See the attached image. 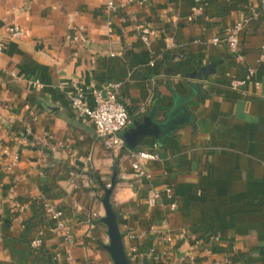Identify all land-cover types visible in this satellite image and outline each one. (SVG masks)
Listing matches in <instances>:
<instances>
[{
    "label": "crops",
    "instance_id": "crops-1",
    "mask_svg": "<svg viewBox=\"0 0 264 264\" xmlns=\"http://www.w3.org/2000/svg\"><path fill=\"white\" fill-rule=\"evenodd\" d=\"M108 1L0 0V264H113L101 219L116 177L111 201L132 264H156L149 251L162 264H186L190 253L196 264H264V62L256 64L264 14L253 17L263 0H205L193 20L192 0H113L114 9ZM245 17L241 61L211 39ZM141 22L154 32L150 47ZM71 23L86 25L87 44L67 39ZM11 24L27 35L13 37ZM248 65L257 67L259 87L231 89ZM33 79L44 87L31 88ZM111 81L122 83L129 127L149 115L158 126L159 136L139 144L159 154L143 162L151 175L144 184L131 150L107 149L71 106L74 84ZM85 100L93 104L91 93ZM150 183L172 187L179 208L166 215L149 206ZM49 205L63 212L71 242L51 231Z\"/></svg>",
    "mask_w": 264,
    "mask_h": 264
},
{
    "label": "built area",
    "instance_id": "built-area-1",
    "mask_svg": "<svg viewBox=\"0 0 264 264\" xmlns=\"http://www.w3.org/2000/svg\"><path fill=\"white\" fill-rule=\"evenodd\" d=\"M141 3H146L148 0H139ZM108 7L110 9L115 8L113 0L108 1ZM205 0H192L191 11L188 15V20H193L197 16L201 15L204 11ZM253 17H260L264 14V0L258 8H253ZM251 18L245 17L237 20L232 26L228 27L223 36H216L211 39L214 44L224 43L228 51L238 57L241 61H244L245 57L241 51V37L243 30L250 23ZM70 32L67 35V39L74 43L85 45L89 41L88 31L86 25L83 23H71L69 25ZM7 30L15 38H22L27 33L21 29L17 24H11L7 26ZM138 34L142 42L150 47L153 38V30L147 22H141L137 24ZM2 43L0 42V54L2 52ZM261 52L256 59L257 66L264 62V41L261 46ZM257 67L248 65L246 67V73L243 78H231L229 87L233 90H240L248 84H255L259 87L260 82L256 78ZM229 76L230 74L227 73ZM27 84L31 88H43L44 84L38 80H27ZM122 83L120 81H111L103 86H79L74 84V90L70 93V102L72 108L77 114L94 125L97 138L102 144L116 155L120 154L125 148L124 141L120 133L126 130L132 122V115L127 108L125 101L123 100L120 89ZM91 93L93 97V104L88 103L85 100V95ZM28 131L29 128H26ZM159 158V154L155 151L138 150L130 151L131 166L135 170V180L137 184H144L145 181H149L151 175L145 170L143 162L146 160H155ZM19 156L17 154L11 155L10 167H14L18 162ZM72 176H77L75 171L71 172ZM146 202L149 206L161 205L164 208L165 214L170 215L179 208V198L170 186H164L162 189L150 185L147 188ZM48 213L56 220V226L51 228L52 232H62L66 236V239L71 242L70 228L67 226L63 212L52 205L47 207ZM41 234V232H40ZM132 237H138L137 234H132ZM218 239V237H213ZM169 242L173 240L171 235L165 237ZM203 243V240H196V244ZM30 245L33 248H41L43 246V238L38 235L32 239ZM134 251H136L134 249ZM204 252L208 255H212L213 251L210 247H205ZM169 254L172 255L170 252ZM147 256L152 259L156 264H162L160 257L156 256L149 251ZM172 264V263H164ZM186 264H196L195 255L190 253L188 262ZM210 264H219L218 262H211Z\"/></svg>",
    "mask_w": 264,
    "mask_h": 264
},
{
    "label": "water",
    "instance_id": "water-1",
    "mask_svg": "<svg viewBox=\"0 0 264 264\" xmlns=\"http://www.w3.org/2000/svg\"><path fill=\"white\" fill-rule=\"evenodd\" d=\"M125 146L131 151H137L139 144L150 135L159 136L158 126L153 124L152 116H146L143 121L135 120L132 127L120 133ZM116 186V180L113 179L110 186L105 188V193L102 202L105 208V216L101 221L107 227L109 237L108 243L103 244V247L109 253L113 264H132L123 240V235L120 231L117 214L114 210L111 197ZM144 264H151L148 260Z\"/></svg>",
    "mask_w": 264,
    "mask_h": 264
},
{
    "label": "trees",
    "instance_id": "trees-1",
    "mask_svg": "<svg viewBox=\"0 0 264 264\" xmlns=\"http://www.w3.org/2000/svg\"><path fill=\"white\" fill-rule=\"evenodd\" d=\"M118 170H119V169H118V167H117V163H116V165L114 166V171L116 172V174L118 173ZM115 180H116V181L118 180L117 177H116Z\"/></svg>",
    "mask_w": 264,
    "mask_h": 264
}]
</instances>
